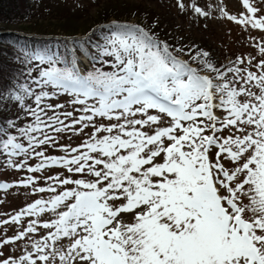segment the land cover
<instances>
[{"label":"snow or ice","instance_id":"6c2138e0","mask_svg":"<svg viewBox=\"0 0 264 264\" xmlns=\"http://www.w3.org/2000/svg\"><path fill=\"white\" fill-rule=\"evenodd\" d=\"M242 6L227 19L264 33V15ZM102 39L86 72L58 52H24L30 83L0 91L19 106L0 124V155L17 170L67 173L34 188L48 199L0 222L31 218L0 239V257L21 241L30 249L0 264H264V46L222 71L207 52L188 53L193 67L138 26L114 22ZM68 133L86 139L60 144Z\"/></svg>","mask_w":264,"mask_h":264},{"label":"rangeland","instance_id":"374dc122","mask_svg":"<svg viewBox=\"0 0 264 264\" xmlns=\"http://www.w3.org/2000/svg\"><path fill=\"white\" fill-rule=\"evenodd\" d=\"M32 3V0H27ZM42 9L27 22L19 26H11L19 34L26 30L31 35H45V37L63 38L70 42L72 38L83 39L97 27L104 25L109 30V24L119 23L138 26L145 31L151 30L158 37L160 44L167 41L173 46V50L186 48L193 50L195 54L207 52V59L214 65L225 71L233 67L237 58H249L255 56L260 59L259 47L264 46V33L259 30L245 28L227 19L226 13L240 18L246 14L242 0H43ZM178 3L186 5L185 10L178 7ZM250 3L259 9L257 16L264 15V0H250ZM194 7H200L205 15H198L193 11ZM104 18L105 21L102 19ZM25 28V30L23 29ZM149 32V31H148ZM170 50V49H169ZM75 50L66 47L64 59L73 60ZM173 53V51L171 50ZM76 53V52H75ZM75 60L85 72L91 70L90 59L95 62V53L90 59L80 52ZM185 60L186 57L180 56ZM97 67L100 65L97 64ZM194 67V66H193ZM255 70V69H252ZM201 74H208L203 72ZM214 75V74H212ZM70 97L61 98L60 102L68 103ZM68 110H71L69 107ZM23 116V114H22ZM88 131V130H86ZM70 133L60 138V144L76 146L86 137L71 136ZM46 155L60 157L64 152L59 148H47ZM17 162L23 157L12 158ZM40 163L39 159L27 161L26 166L35 167ZM63 173V169H45L40 173H29L25 169L17 170L9 166L8 158L0 155V222L11 221L28 204L36 199H48L52 193H37L35 187H47V176H56ZM32 176L37 183L30 187H24L23 181ZM81 178V177H76ZM49 218L48 214L42 219ZM55 219V217H50ZM27 217H23L21 224L0 223V239L12 238L22 226L26 227ZM47 232H43L46 235ZM41 238L33 236L32 239ZM31 241H21L17 244L5 246L3 257H19L25 248L30 249Z\"/></svg>","mask_w":264,"mask_h":264},{"label":"trees","instance_id":"16d2710c","mask_svg":"<svg viewBox=\"0 0 264 264\" xmlns=\"http://www.w3.org/2000/svg\"><path fill=\"white\" fill-rule=\"evenodd\" d=\"M43 0H32L29 3L27 0H0V91H4L6 96H10L13 92H17L22 84L30 83L28 79V71L30 70L27 65V58L22 54L24 52L33 53L35 51L50 50L58 52L63 58L66 47L71 46L75 50L74 55L77 53H84L90 59L95 53L98 44L103 43L102 37L108 33L107 27L104 25L94 28L90 34L83 39L72 38L70 42L63 38L45 37V35H31L25 31L19 34L17 30H13L11 26H19L29 21L38 10H41ZM103 21L104 18L102 19ZM113 23L109 24V26ZM132 26V25H130ZM158 42L159 39L156 35L148 30ZM167 45L173 55L186 57V61L196 67L197 62L192 61L190 55H196L192 50L186 48H178L181 51L173 50V46L167 41L162 42ZM19 54V55H18ZM75 56L72 58L75 59ZM21 61H24L22 64ZM95 63V62H93ZM62 66V65H59ZM32 75H36L35 69H31ZM26 104L31 103L30 100L25 98ZM13 103H7L5 100L0 103V124L6 123L8 119L17 116V106ZM20 113V118L17 123L22 126L27 123V118Z\"/></svg>","mask_w":264,"mask_h":264}]
</instances>
